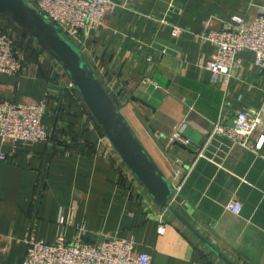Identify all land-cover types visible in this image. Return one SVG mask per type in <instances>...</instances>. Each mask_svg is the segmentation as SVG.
<instances>
[{
	"label": "crops",
	"instance_id": "crops-1",
	"mask_svg": "<svg viewBox=\"0 0 264 264\" xmlns=\"http://www.w3.org/2000/svg\"><path fill=\"white\" fill-rule=\"evenodd\" d=\"M113 1L119 6L82 35L80 47L165 177L173 184L178 172L185 176L164 211L166 230L158 234L162 208L85 104L65 89L63 67L37 42L22 38L25 64L19 74L0 73V97L30 104L47 98L42 122L50 139L0 138V151L13 153L12 161H0V264H22L29 235L70 242L81 227L86 241L134 238V254H151L153 264H264V143L253 148L261 131L252 134L250 148L224 137L209 139L220 117L231 123L237 111L264 110V71L244 49L229 84L214 82L202 65L216 48L200 37L236 16L252 21L264 0ZM174 26L183 29L179 36ZM148 76L158 87L143 82ZM186 119L190 143L170 142ZM235 200L242 204L239 213L228 207Z\"/></svg>",
	"mask_w": 264,
	"mask_h": 264
},
{
	"label": "built area",
	"instance_id": "built-area-1",
	"mask_svg": "<svg viewBox=\"0 0 264 264\" xmlns=\"http://www.w3.org/2000/svg\"><path fill=\"white\" fill-rule=\"evenodd\" d=\"M26 2L60 27L63 33L79 46L82 35L98 28L105 14L119 6V3L113 0H26ZM182 32L183 29L179 26L172 29L175 36ZM200 37L216 48V56L202 65L203 69L212 73L214 82H221L225 86L229 84L234 71L242 66L241 52L244 49L254 53L255 67L264 71V8L250 22L236 16L221 29L206 31ZM25 61L24 54L12 34L8 31L0 33V73L19 74ZM143 82L158 87L150 76L145 77ZM65 86V89L74 91L75 85L68 75ZM229 107L230 103L227 102L226 108ZM47 111V98H43L39 103L30 104L0 97V138L2 141L21 143H49L50 138L42 122ZM188 123L189 120L186 119L176 125L169 141L190 143L191 140L184 136ZM256 131H261L260 138L253 148L260 149L264 143V110L253 114L247 110H240L236 112L231 123L224 117L214 122L209 139L224 137L233 143L250 148L252 147L250 138ZM12 154L0 151V161H12ZM177 174L170 205L175 200L185 177L180 172ZM228 207L234 213H239L242 204L235 200ZM167 208L158 213V234H164L166 230L164 211ZM71 211L72 213L76 211L75 205H72ZM59 222L63 223L64 218L61 217ZM84 232L85 228L81 227L73 241L68 242L64 237H58L54 243L38 240L34 235H29L25 239L26 252L22 264H153L151 254L146 252L134 254L137 244L134 238L100 235L93 241H86Z\"/></svg>",
	"mask_w": 264,
	"mask_h": 264
},
{
	"label": "water",
	"instance_id": "water-1",
	"mask_svg": "<svg viewBox=\"0 0 264 264\" xmlns=\"http://www.w3.org/2000/svg\"><path fill=\"white\" fill-rule=\"evenodd\" d=\"M0 14L13 20L63 67L131 172L160 208L171 207L173 184L135 135L81 47L26 0H0ZM172 211L211 246L179 212ZM215 252L221 255L216 249Z\"/></svg>",
	"mask_w": 264,
	"mask_h": 264
},
{
	"label": "trees",
	"instance_id": "trees-1",
	"mask_svg": "<svg viewBox=\"0 0 264 264\" xmlns=\"http://www.w3.org/2000/svg\"><path fill=\"white\" fill-rule=\"evenodd\" d=\"M0 16L4 19V20H2V23H1V25H4L3 27L2 26H0V33H2V32H7V29L8 28H12V31H13V33L14 32H18V37H20V40H22V38H28L30 41H32V42H36L26 31H24L21 27H19L13 20H11L10 18H8V17H6V16H4V15H2V14H0ZM54 24V23H53ZM56 25V24H55ZM66 35V34H65ZM67 36V35H66ZM68 37V36H67ZM72 40V39H71ZM16 43H17V45H18V47L19 48H22L21 46H22V44L21 43H19V42H17L16 41ZM80 47V46H79ZM82 49V48H81ZM64 70V69H63ZM65 71V70H64ZM65 73H66V71H65ZM67 74V73H66ZM74 95L75 96H77V98L78 99H80V101H82L84 104H85V107H86V109H88V111H89V114H90V116L94 119V121H95V123H96V126L98 127V129H99V131L102 133V134H104V135H106V133L104 132V130L101 128V126L98 124V122H97V120L95 119V117L93 116V114L91 113V111L89 110V108H88V106H87V104L84 102V100H83V98L81 97V95H80V93H79V91H78V89L75 87L74 88ZM110 95H111V97H112V99L114 100V102L116 103V105H117V99H116V97H114L113 95L114 94H111V93H109ZM118 106V105H117ZM119 108V107H118Z\"/></svg>",
	"mask_w": 264,
	"mask_h": 264
},
{
	"label": "rangeland",
	"instance_id": "rangeland-1",
	"mask_svg": "<svg viewBox=\"0 0 264 264\" xmlns=\"http://www.w3.org/2000/svg\"><path fill=\"white\" fill-rule=\"evenodd\" d=\"M0 19H3V18L0 16ZM0 26L3 27L4 25H1V24H0ZM7 31H8L9 33L12 34V36L16 39L17 42H19V43H21V44L24 45V42H22V40H20V37H18L19 34H18L17 31L13 33L12 28H8ZM77 45H78V44H77ZM78 46H79V45H78Z\"/></svg>",
	"mask_w": 264,
	"mask_h": 264
}]
</instances>
